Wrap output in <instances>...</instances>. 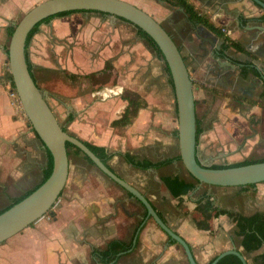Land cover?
I'll return each instance as SVG.
<instances>
[{
    "label": "crops",
    "instance_id": "obj_1",
    "mask_svg": "<svg viewBox=\"0 0 264 264\" xmlns=\"http://www.w3.org/2000/svg\"><path fill=\"white\" fill-rule=\"evenodd\" d=\"M126 1L160 22L184 57L202 129L199 158L215 165L238 153V143L251 123L257 130L250 138L261 137L264 144V9L251 0H188L206 20L207 26L194 27L180 6L168 0ZM34 2L0 0V210L38 186L47 163V148L9 95L11 80L5 72L9 30ZM206 45L211 56L204 55ZM223 50L236 65L229 70L231 75L217 74L214 52ZM27 51L35 81L60 124L82 141L113 154L108 161L111 169L149 199L189 243L199 264L233 248L247 259L251 253L245 252L242 237L235 233L236 217L264 209V184L246 191L200 184L188 173L178 159L171 73L134 24L98 12L56 16L39 26ZM107 63L111 67L106 72ZM107 74L108 81L101 82ZM128 94L134 95L137 114L125 126H115L113 122L129 107ZM74 155H69L68 180L52 214L1 244L0 264H106L95 250L104 251L114 241L132 247L109 264H189L183 248L152 218L146 219L147 211L138 200L82 154ZM128 158L152 163L174 160L138 168ZM169 176L185 180L192 190L175 195L163 181ZM254 193L258 198L252 197ZM204 196L214 210L198 206ZM262 252L264 248L252 252L253 259Z\"/></svg>",
    "mask_w": 264,
    "mask_h": 264
},
{
    "label": "water",
    "instance_id": "obj_2",
    "mask_svg": "<svg viewBox=\"0 0 264 264\" xmlns=\"http://www.w3.org/2000/svg\"><path fill=\"white\" fill-rule=\"evenodd\" d=\"M251 1L264 9V1ZM180 10L189 23L194 27L198 26L199 23L191 20L184 8L180 7ZM66 11L104 12L120 17L144 30L155 41L164 55L173 79L181 160L185 169L198 183L223 187H243L264 183V162L215 169L211 168L209 162L199 158L197 114L191 73L178 45L153 16L126 0H44L33 6L15 23L7 48V56L11 82L19 97L21 107L34 132L44 147L50 151L53 168L50 176L40 186L0 214V245L41 219L57 203L69 176L70 159L67 143H71L88 156L101 173L145 207L146 219L152 218L171 240L183 248L189 264H199L189 243L161 218L144 194L121 178L81 139L63 129L47 102L44 92L32 77L26 58V41L29 33L43 20ZM214 54L217 56L216 62L219 69L217 74L231 75L229 70L236 67L231 61L232 58L224 50L214 52ZM204 55H210L207 45ZM135 241L136 239L134 243ZM227 255H236L243 264H248L245 255L235 248L223 251L214 258L211 264H217Z\"/></svg>",
    "mask_w": 264,
    "mask_h": 264
},
{
    "label": "trees",
    "instance_id": "obj_3",
    "mask_svg": "<svg viewBox=\"0 0 264 264\" xmlns=\"http://www.w3.org/2000/svg\"><path fill=\"white\" fill-rule=\"evenodd\" d=\"M168 3L170 5L183 7L186 10V12L189 14L191 20L198 22V23H201L203 26H207L205 18H203L202 16H200L198 14L197 10H195V8L188 2V0H168ZM73 12H93V11H66V12L59 13L55 16H52V17H49V18L43 20L42 22L37 24L32 29V31L29 33V35L27 37V41H26V58H27V64H28L29 70H30L33 78H34V76L32 73V64L30 63V60L28 58V51H27L28 45H29L33 35L38 31L39 26L42 23L49 21L56 16L68 15V14L73 13ZM98 13L104 14V15L106 14L104 12H98ZM14 28H15V26H12L9 30L10 37L14 31ZM208 28H210L211 31L216 33L215 28L213 29L211 26H209ZM137 30H138L139 35L142 36L143 38H145L147 40V42L150 44V46L156 51L157 55L161 59L165 60L162 51L160 50L158 45L155 43V41L141 28H137ZM109 67H111V66L109 63H107L106 68H105L106 72L108 71ZM166 69L170 73V69L167 65V62H166ZM108 77H109V75L107 74L106 78H102L101 82H103V83L107 82ZM9 78L11 80L10 73H9ZM34 80H35V78H34ZM171 80L173 82L172 77H171ZM11 86L13 88H15L12 82H11ZM133 96H134L133 94L125 95V98L128 99V101H129V107L126 109V111L124 112V114L122 115V117L119 120L113 122V125L125 126L126 124L130 123L131 119L137 114V108L133 107V104H134V97ZM72 120H73V117L69 116L68 122H70ZM62 127L65 131H68L67 127H65V126H62ZM201 133H202V129H201V127L197 121V143H198V138H199ZM83 142L105 164L108 165V161L113 157L112 153H109L107 151V149L104 147L96 146V145L91 144V143L86 142V141H83ZM70 148L74 149L75 154H82L84 156V158L90 164L94 165L92 163V161L88 158V156L84 155L79 148L75 147L71 143H67V149H68L69 155L71 153ZM128 159H129L130 163H132L135 167H138V168L160 167V166L168 165L174 160V159H165V160L158 162V163H152L150 161H135V159H133V158H128ZM178 159H181V157H178ZM256 162H264V158H261L258 160H252V159L249 160L248 159V160H244V161L232 163V164H215V165H211V168L221 169V168L237 167V166L247 165V164L256 163ZM52 168H53V158H52L50 151L47 150V163H46V168L43 172L44 177H43L42 182L38 186H40L50 176V174L52 172ZM163 181H164L165 185L168 187V189L172 193H174L175 195L187 194L192 190V186L189 185L185 180L181 179L178 176H176V177H172V176L164 177ZM38 186H36L35 188L23 193L19 197L12 198L11 204L9 206H7L6 208L0 210V214L2 212L6 211L7 209H9L12 205L21 201L23 198H25L27 195H29L32 191H34ZM254 186H255V184L243 186V188L245 189L246 187H254ZM198 206L204 210H214L215 209V207H213V205H212L210 198L206 197V196L202 197L199 200ZM47 214H52V209H50ZM204 226H205L204 224L201 225V227H204ZM235 233L237 236L242 237L241 245L243 246L246 253H252L254 251L260 250L264 246V212L258 211L256 213L250 215V216L238 215L236 217V232ZM131 247H132V245H127V244L121 243L119 241H114V242L109 243L107 249L104 251L98 252L95 250V254H97L100 257L101 261H103L106 264H109L114 259H116L118 254H120L121 252L122 253L128 252L131 249ZM213 260H211L208 264H211ZM217 264H243V262L236 255H227L224 258H222ZM253 264H264V252L260 253L259 255H257L253 259Z\"/></svg>",
    "mask_w": 264,
    "mask_h": 264
},
{
    "label": "rangeland",
    "instance_id": "obj_4",
    "mask_svg": "<svg viewBox=\"0 0 264 264\" xmlns=\"http://www.w3.org/2000/svg\"><path fill=\"white\" fill-rule=\"evenodd\" d=\"M34 1L35 2L33 4L36 5V4H38V3H40V2H42L44 0H34ZM32 5H31V7H32ZM22 16H23V14L20 15L17 18L16 22H18ZM5 72H6L7 75L10 73L8 57H7V63H6V66H5ZM76 82L80 83V80L78 79ZM40 83L41 82L39 81V84ZM9 95H11V98L15 101L16 105L20 108L19 110L21 111L22 116L27 120V122L31 126L30 121L28 120L23 108L21 107L20 100H19V97L17 95V92H16L15 88H11V86H10ZM252 115L253 114H249L248 115L249 118ZM252 125H256V124H252L251 123L250 131L249 132L246 131L244 134H242L243 141H242V143H238V150L237 151H239L240 153L238 152L235 155L234 154H230L229 156L225 157L224 159H220L219 163H221V164H232V163H237V162H241V161L248 160V159L249 160L250 159L258 160V159H261V158L264 157V144H262L261 141H260L261 137L250 138L251 137L250 136L251 132L252 133H256V130H257L256 127L252 126ZM240 128H244V127L240 126ZM258 130H262V128L258 127ZM70 151H71L70 154L72 156H75L74 155V153H75L74 149L70 148ZM262 184H264V183H262ZM255 186H256V184H255ZM245 189H247L246 191H251L252 188L251 187H246ZM252 197L253 198H258V196L255 193L252 194ZM262 197L264 198V195H262ZM1 205H2V203H1ZM262 206L264 207V203H263ZM261 211L264 212V209H262ZM247 212H249V211H247ZM246 256H247V259H248V263L249 264H253V254L252 253L251 254H247Z\"/></svg>",
    "mask_w": 264,
    "mask_h": 264
},
{
    "label": "flooded vegetation",
    "instance_id": "obj_5",
    "mask_svg": "<svg viewBox=\"0 0 264 264\" xmlns=\"http://www.w3.org/2000/svg\"><path fill=\"white\" fill-rule=\"evenodd\" d=\"M11 88H13L12 86H11ZM252 188V187H251ZM258 212V211H257ZM264 248V246L261 248V249H263Z\"/></svg>",
    "mask_w": 264,
    "mask_h": 264
}]
</instances>
